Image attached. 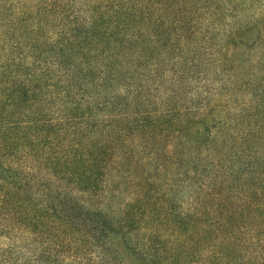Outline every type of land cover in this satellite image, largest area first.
I'll use <instances>...</instances> for the list:
<instances>
[{
    "label": "trees",
    "instance_id": "trees-1",
    "mask_svg": "<svg viewBox=\"0 0 264 264\" xmlns=\"http://www.w3.org/2000/svg\"><path fill=\"white\" fill-rule=\"evenodd\" d=\"M107 1L0 0V264H264V25Z\"/></svg>",
    "mask_w": 264,
    "mask_h": 264
},
{
    "label": "rangeland",
    "instance_id": "rangeland-1",
    "mask_svg": "<svg viewBox=\"0 0 264 264\" xmlns=\"http://www.w3.org/2000/svg\"><path fill=\"white\" fill-rule=\"evenodd\" d=\"M112 2L120 4L119 12L111 22L141 30L144 35L138 37L141 40L150 38L160 41L183 40L186 36L157 35L155 32L192 28L199 31L194 36L195 39L250 41L255 35L246 32L247 30L236 31L232 35H220L218 28L229 26L234 29L264 25V0H108L105 3L108 7L116 6ZM130 12H134V16L126 17ZM205 31L210 32L209 35H204Z\"/></svg>",
    "mask_w": 264,
    "mask_h": 264
}]
</instances>
